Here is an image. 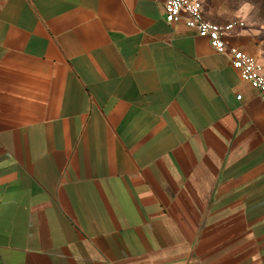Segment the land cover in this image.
<instances>
[{"label":"crops","instance_id":"obj_1","mask_svg":"<svg viewBox=\"0 0 264 264\" xmlns=\"http://www.w3.org/2000/svg\"><path fill=\"white\" fill-rule=\"evenodd\" d=\"M0 264H264V97L165 0H0Z\"/></svg>","mask_w":264,"mask_h":264},{"label":"built area","instance_id":"obj_2","mask_svg":"<svg viewBox=\"0 0 264 264\" xmlns=\"http://www.w3.org/2000/svg\"><path fill=\"white\" fill-rule=\"evenodd\" d=\"M165 16L170 24L184 20L185 25L199 37L208 39L215 51L228 55L241 79L264 97V65L256 57L226 43L228 34L245 27L243 22L217 24L206 20L200 0H165Z\"/></svg>","mask_w":264,"mask_h":264},{"label":"rangeland","instance_id":"obj_3","mask_svg":"<svg viewBox=\"0 0 264 264\" xmlns=\"http://www.w3.org/2000/svg\"><path fill=\"white\" fill-rule=\"evenodd\" d=\"M200 1H202L205 9L209 10L205 15V19L208 21L217 24L240 21L247 28L264 30V0Z\"/></svg>","mask_w":264,"mask_h":264}]
</instances>
